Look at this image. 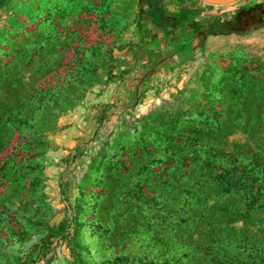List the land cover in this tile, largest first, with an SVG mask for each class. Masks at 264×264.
<instances>
[{"label":"rangeland","instance_id":"374dc122","mask_svg":"<svg viewBox=\"0 0 264 264\" xmlns=\"http://www.w3.org/2000/svg\"><path fill=\"white\" fill-rule=\"evenodd\" d=\"M239 1L0 0V264H264Z\"/></svg>","mask_w":264,"mask_h":264},{"label":"crops","instance_id":"0c3cea01","mask_svg":"<svg viewBox=\"0 0 264 264\" xmlns=\"http://www.w3.org/2000/svg\"><path fill=\"white\" fill-rule=\"evenodd\" d=\"M242 3L240 4V6L244 5L246 6L245 8L247 7H253V10L257 7L256 11H253L251 12V15H259V10H260V13H264V0H240L239 3ZM232 3H229L227 5V9H229V7H232ZM249 17V15H248Z\"/></svg>","mask_w":264,"mask_h":264}]
</instances>
